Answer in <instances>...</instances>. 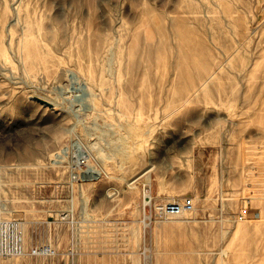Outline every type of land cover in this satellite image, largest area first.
Returning a JSON list of instances; mask_svg holds the SVG:
<instances>
[{
    "label": "rangeland",
    "instance_id": "rangeland-1",
    "mask_svg": "<svg viewBox=\"0 0 264 264\" xmlns=\"http://www.w3.org/2000/svg\"><path fill=\"white\" fill-rule=\"evenodd\" d=\"M14 1L0 0L2 215L25 222L31 242L54 199L72 196L93 223L79 241L53 223L59 254L0 264H131L129 210L144 187L154 222L138 264H264V0ZM203 68L213 75L195 90ZM127 123L148 131L146 183L102 176L68 192L71 172L96 166ZM84 145L87 164L73 166ZM182 198L192 206L178 220L154 217V204Z\"/></svg>",
    "mask_w": 264,
    "mask_h": 264
},
{
    "label": "bare ground",
    "instance_id": "bare-ground-1",
    "mask_svg": "<svg viewBox=\"0 0 264 264\" xmlns=\"http://www.w3.org/2000/svg\"><path fill=\"white\" fill-rule=\"evenodd\" d=\"M16 1V0H15ZM15 1H14V3H15ZM95 1V0H94ZM13 3V2H12ZM11 3V4H12ZM95 3V2H94ZM96 6V5H95ZM15 8V7H14ZM15 13H18V10H15ZM86 13V12H85ZM70 14V13H69ZM57 15V14H56ZM70 15H72V14H70ZM75 15V14H74ZM73 15V16H74ZM59 18V17H58ZM13 22H14V20H12ZM62 21H63V19H62ZM11 22V21H10ZM64 23V22H63ZM63 23H62V25H63ZM65 24V23H64ZM64 26V25H63ZM155 26H157V25H155ZM8 28V27H7ZM63 31H64V29H63ZM250 32H251V30H250ZM49 34H50V32H49ZM50 36V35H49ZM51 37V36H50ZM112 38H114V37H112ZM118 39V38H117ZM115 43V42H114ZM114 43H113V45H114ZM125 44H126V50L127 51H129L130 50V47H131V45H132V40L129 42V44H128V42H125ZM112 45V44H111ZM112 45V46H113ZM10 47V46H9ZM108 47H109V45H108ZM107 47V48H108ZM111 47V46H110ZM115 47V46H114ZM110 49L111 48H108V50L109 51H106V52H109V55L106 57V60L108 59V61H110L111 59L113 60V58H114V53H112V50L110 51ZM11 50V49H10ZM12 52V51H11ZM130 53V52H129ZM13 54V53H12ZM11 54V55H12ZM13 56V55H12ZM110 59V60H109ZM112 62V61H111ZM105 63H106V61H105ZM108 64H110L109 62H108ZM108 64H107V67H108ZM220 66V65H219ZM109 68H110V66H109ZM108 68V69H109ZM107 70V68L105 69V71ZM108 71V70H107ZM72 73V72H71ZM197 74H196V76H198V77H201V79H200V81H199V84H198V86H197V88L195 89V90H197V89H199V88H201V87H203L204 85H206V83L210 80V78L212 77V75H213V73L211 72L210 73V71L209 72H206V70L203 68V70H200V71H197L196 72ZM9 75H11V74H9ZM108 75H110L109 73H108ZM12 77V76H11ZM24 77V76H23ZM75 77V76H74ZM14 78H16V77H14ZM19 78V77H18ZM74 79V78H73ZM85 84V83H84ZM29 86V85H28ZM31 86V85H30ZM61 86V85H60ZM88 87V86H87ZM100 87V86H99ZM88 89V88H87ZM194 90V91H195ZM60 91V90H59ZM87 92H88V90H87ZM90 92V91H89ZM87 93L88 95H89V97H90V93ZM205 92V91H204ZM61 93V92H60ZM39 95H42V94H39ZM39 95H37L36 94V96H37V98H40V99H42V100H44V101H47V102H49L50 104H51V106L49 107V108H51V109H55L56 108V106H57V103L58 102H51V99H49V100H47L46 98H47V95H45L44 94V96H45V98L44 97H42V96H39ZM87 95V96H88ZM87 96H85L84 98H86L87 99ZM88 97V98H89ZM92 97V96H91ZM48 98H50L49 96H48ZM56 98V97H55ZM73 98V97H72ZM80 98V97H79ZM189 98V97H188ZM92 99V98H91ZM89 100V99H88ZM54 101V100H53ZM90 102V101H89ZM105 102V101H104ZM62 103V102H61ZM73 103V102H72ZM59 104H60V102H59ZM60 106H61V104H60ZM68 106V105H67ZM86 105H84V107H85ZM88 106V105H87ZM86 106V107H87ZM90 106V105H89ZM92 107V106H91ZM58 108V107H57ZM60 108V107H59ZM69 108V107H68ZM88 108V107H87ZM61 109V108H60ZM111 109V108H110ZM110 109H108V110H110ZM58 113V112H57ZM80 114V113H79ZM97 114V113H96ZM95 114V116L97 117V115ZM101 117V116H100ZM120 118V117H119ZM95 119V118H94ZM88 120V119H87ZM86 120V121H87ZM81 122H82V120H80ZM79 120L78 121H76V123L77 122H80ZM94 121V120H93ZM96 121V120H95ZM110 121V120H109ZM123 121H125V120H123ZM138 121V120H137ZM116 122V121H115ZM129 122V121H128ZM147 122V121H146ZM75 123V124H76ZM104 123H105V121H104ZM103 123V124H104ZM106 123H108V122H106ZM114 123V122H113ZM125 123V122H124ZM83 124H84V121H83V123H81V125L83 126ZM97 124V123H96ZM116 124L118 125H116L117 127H121V125L122 124H120V126H119V123L118 122H116ZM140 124H141V122H140ZM50 125V124H49ZM106 125V124H105ZM124 125V124H123ZM127 126H124V127H126L125 129V131L124 132H120V131H118L119 129H115V130H117V135H116V137H115V135L114 136H112V135H110V136H112L113 138H114V143H116V142H118L119 141V143H117V145L115 144V146H112L114 143H113V141H112V139H110V141H111V143H113L110 147H109V150L106 152V153H100V152H95V153H97V157L99 158L97 161V165L96 166H88L87 165V167L86 168H84V169H81L80 168V172H83L84 173V180H95V181H97V180H100V177H102V176H105V177H107V178H112V177H116V178H122L123 180H125V182H126V184H128V185H131V186H134L133 184H134V181L137 179V178H139L140 176H143V175H145L146 173H148V171L152 168V164H149L148 165V167H146L144 170H142L141 172H139L137 175H135V176H133V177H131V178H127L124 174H119L118 172H116V169L114 168V166H116L117 168H122V166H124V164H126L127 162H129V161H131V160H134L135 159V156H134V154L135 153H137V152H139V150H140V148H141V146L144 144L143 142H145V141H147L148 140V131L147 130H144L143 129V126H141V125H131V124H129V123H127L126 124ZM50 126H52V125H50ZM73 126V125H72ZM59 127H61V126H59ZM87 127V126H86ZM86 127H84L83 126V129H85ZM98 127H99V125H98ZM102 128H103V126H101ZM100 127V128H101ZM106 127H109V124H108V126L106 125ZM64 128V127H63ZM69 128V127H68ZM89 128V127H88ZM93 128V127H92ZM95 128H97V127H95ZM110 128V127H109ZM123 128V127H122ZM145 128V127H144ZM71 129V128H70ZM87 129V128H86ZM99 129V128H98ZM68 130V129H67ZM75 130V129H74ZM73 130V131H74ZM96 130V129H95ZM100 130H102V129H100ZM106 130H107V128H106ZM113 130V129H112ZM103 131H104V129H103ZM114 131V130H113ZM100 133L99 134H102L103 132H101V131H99ZM106 133H108L109 132V130L108 131H105ZM104 132V133H105ZM104 133L102 134L103 136H104ZM73 134H74V132H73ZM77 134V133H76ZM76 134H74V135H76ZM95 134V133H94ZM109 135H107L108 137H109ZM99 136V135H98ZM96 138H99V137H97L96 136ZM100 139V141L101 140H103V138L101 139V138H99ZM105 139H106V137H105ZM104 139V140H105ZM108 140V139H107ZM110 141H108V142H110ZM242 142V141H241ZM126 143V144H125ZM122 144H125L124 146H121ZM86 146H87V144H86ZM86 146L84 145V149H82V155L80 156V155H76V157L77 158H75L74 160H71L72 161V163H73V166H74V164H76V166L78 165V164H80V161L82 160V162H84L85 164H87V156H88V154H89V152H87L88 150H87V148L89 149V147H87L86 148ZM121 146V148L119 149V147ZM104 147V146H103ZM108 147V146H107ZM63 149H65V147L63 148ZM62 149V150H63ZM94 149V148H93ZM91 150V149H90ZM60 152H61V149L60 150H56V151H54V152H52L51 154H49L50 156H51V158H50V163L52 164V165H55V166H60V163L59 162H61V160L59 159V157L61 156V154H60ZM94 152V151H93ZM92 152V153H93ZM103 154H105L106 155V157H105V159H103L102 158V155ZM66 155V154H65ZM91 155V154H90ZM63 157V156H62ZM96 157V158H97ZM95 158V159H96ZM75 161V162H74ZM95 161V160H94ZM64 166V165H63ZM73 166H71L72 168H73ZM75 170V169H74ZM80 176H82V173H80ZM144 177V184L146 183V180H145V176H143ZM142 177V178H143ZM63 182V181H62ZM145 186V185H144ZM81 189V188H80ZM79 189V190H80ZM141 192V191H140ZM83 198V197H82ZM223 198V197H222ZM151 199H152V195L148 192V191H146V189H145V187L143 188V190H142V199H141V203H139V202H137V201H133L134 202V205H133V207L131 208V210H129L130 211V216H133L134 218H132V220H133V225H131V236L133 237V239L135 240V242H134V245L135 246H133V250H132V254H130V256H131V264H138L139 263V259H140V255H139V244H140V241H141V238H142V226H143V219H144V217H145V210H144V208H143V205H145V204H149L150 203V201H151ZM137 200V199H136ZM84 201H85V198H84ZM173 201V200H172ZM130 202V201H129ZM132 205V204H131ZM0 211L1 212H3L4 213V211H5V206H4V204L2 203V200H1V198H0ZM144 215V216H143ZM140 216H142V217H140ZM175 217V216H174ZM177 217V216H176ZM179 217V216H178ZM178 217H177V220H178ZM188 218V217H187ZM230 219V218H229ZM232 219V218H231ZM15 220H18V219H15ZM233 220V219H232ZM20 221V220H19ZM20 223H21V226H22V231H23V234L25 233V222H23V221H20ZM129 225V224H128ZM130 236V237H131ZM144 249V248H143ZM221 251V250H220ZM141 253H143L142 251H141ZM224 254V253H223ZM146 261V260H145Z\"/></svg>",
    "mask_w": 264,
    "mask_h": 264
},
{
    "label": "built area",
    "instance_id": "built-area-1",
    "mask_svg": "<svg viewBox=\"0 0 264 264\" xmlns=\"http://www.w3.org/2000/svg\"><path fill=\"white\" fill-rule=\"evenodd\" d=\"M81 165L82 163L78 164L79 167ZM80 173H82V176H80ZM84 177L85 176L83 172L72 171L69 178L70 187L67 186V191H73L74 183L79 184L82 182L93 181L84 180ZM54 200L63 203L59 205V209L55 211L53 210L54 215H52V212H50L43 222H38L35 225V229L38 233H36V239L31 242L25 240L20 221L3 217L2 212L0 211V257H55L57 254H59V251L56 248L54 236L51 234V227L53 223H61L66 225L73 240L76 238L79 241V239L82 238L83 234L89 233L93 220L91 218H85L84 214H81L79 211L77 212L76 209H74L72 196L64 199ZM191 206V198H182L170 202H157L153 205L152 209L154 217L180 216L185 212L187 208H190ZM152 222H154V220L151 213L145 215L143 219L144 227L150 225ZM43 231L44 233L42 234ZM46 231L47 233L45 234ZM143 248V254H145V251L147 249H145V247ZM65 252L67 255L74 253L71 248H68ZM144 256L147 257V255Z\"/></svg>",
    "mask_w": 264,
    "mask_h": 264
},
{
    "label": "water",
    "instance_id": "water-1",
    "mask_svg": "<svg viewBox=\"0 0 264 264\" xmlns=\"http://www.w3.org/2000/svg\"><path fill=\"white\" fill-rule=\"evenodd\" d=\"M36 100H38L39 102H41L42 104L46 105V106H51V104L47 101H44L40 98H36ZM144 144L141 146L139 152L135 153V159L131 160L129 162H127L126 164H124V166H122L121 171L122 174H124L126 177L131 178L135 175H137L139 172H141L142 170H144L147 165H148V160H147V151L143 150ZM114 168L116 169L117 167L114 166Z\"/></svg>",
    "mask_w": 264,
    "mask_h": 264
}]
</instances>
